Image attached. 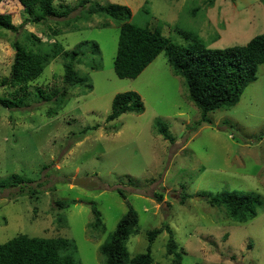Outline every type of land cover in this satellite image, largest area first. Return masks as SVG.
Here are the masks:
<instances>
[{
  "label": "rangeland",
  "instance_id": "obj_1",
  "mask_svg": "<svg viewBox=\"0 0 264 264\" xmlns=\"http://www.w3.org/2000/svg\"><path fill=\"white\" fill-rule=\"evenodd\" d=\"M78 1L54 0L52 6L74 8ZM92 1L127 7L129 22L159 24L163 36L182 46L188 43L176 28L196 33L210 49L245 45L264 34L261 0ZM0 13L10 14L15 25L25 17L14 0H3ZM81 15L76 8L66 19H47L17 33L0 30V80L9 74L12 42H25L30 32L43 42L55 39L66 51L85 41L100 50L75 67L91 89L68 90L57 115L48 116L51 104L36 96L38 90L49 94L62 87L64 55L30 84L27 107L0 106V181L12 174L33 181L22 190L0 189V244L18 234L64 237L74 240L81 264H104L99 247L131 207L138 215V234L126 243L131 257L145 252L149 231L166 225L180 249V264H264V64L239 102L208 114L210 123L204 124L164 52L135 79H118L113 70L118 26L109 18ZM75 16L80 19L68 21ZM106 22L109 26L102 27ZM50 29L59 35L53 37ZM93 61L96 69L88 66ZM125 92L140 96L143 111L107 121L114 96ZM157 123L168 128L174 143L162 138ZM79 178L93 184L75 186ZM225 191L257 196V215L237 223L206 203L205 193ZM56 201L75 203L59 209ZM91 203L100 212L103 232L91 228ZM168 237L163 231L154 240V264L173 263L165 255Z\"/></svg>",
  "mask_w": 264,
  "mask_h": 264
},
{
  "label": "trees",
  "instance_id": "obj_2",
  "mask_svg": "<svg viewBox=\"0 0 264 264\" xmlns=\"http://www.w3.org/2000/svg\"><path fill=\"white\" fill-rule=\"evenodd\" d=\"M22 9L25 16L20 25H15L10 14L0 13V30L17 33L25 26L38 25L47 19H66L74 9H82L81 18L89 20L98 15L112 20L119 28L116 54L113 61V70L118 79H135L146 67L162 52L165 53L168 64L174 75L184 79L187 87V96L190 102L200 111L201 122L209 124L208 114L219 109H230L240 100L244 90L256 80L257 69L264 64V34L250 39L245 45H236L225 49H210L205 46L199 36L191 31L176 28L175 31L184 39L187 46L174 43L162 35L159 24L152 27H140L129 22L131 12L125 6L106 4L97 1L79 0L73 8L67 5L54 9V0H14ZM264 3V0H261ZM3 0H0V4ZM213 0L208 1L212 5ZM80 19L75 16L69 22ZM65 26L68 25L66 22ZM70 25V24H69ZM102 27L109 24L103 23ZM50 35L57 37L58 29H50ZM13 60L8 76L0 80V90L4 96L0 97V106L6 109L27 107L30 84L37 80L45 68L60 55L65 56L63 64L62 87L53 89L49 94L38 90L37 98L51 104L46 112L48 116L57 115L64 108L63 99L68 90L75 87L91 89L83 78L75 71L77 65L91 56H99L98 44L94 41H85L72 50H64L61 43L56 41L43 42L33 33L25 36V42L15 40L11 44ZM94 61L88 66L96 69ZM6 96H9L7 98ZM143 111L140 96L135 92H125L114 96L111 111L107 121H115L123 114H139ZM201 123L196 126H200ZM162 138L174 143L166 126L160 123L155 125ZM96 130L97 127L91 128ZM90 129V130H91ZM33 183L18 174H12L7 181H0V189L16 188L20 190ZM30 194L35 193L31 190ZM204 194V193H203ZM120 196L125 199L121 193ZM206 203L213 208L223 209L225 216L237 223H245L257 215L261 201L251 194L237 192L205 193ZM182 199L181 205L185 202ZM159 201L162 197L159 195ZM59 209L70 207L74 201H56ZM91 213L94 222L91 228L103 232L100 212L95 204L91 203ZM163 231L169 234L165 244V255L172 257V264H180V250L170 234L168 226L151 230L147 233L145 252L131 257L126 243L131 236L138 234V215L129 207L119 219L113 232L99 247L104 264H154L151 248L154 240ZM0 264H81L77 258V247L73 239L64 237H30L18 234L12 239L0 244Z\"/></svg>",
  "mask_w": 264,
  "mask_h": 264
},
{
  "label": "water",
  "instance_id": "obj_3",
  "mask_svg": "<svg viewBox=\"0 0 264 264\" xmlns=\"http://www.w3.org/2000/svg\"><path fill=\"white\" fill-rule=\"evenodd\" d=\"M73 184L75 185V186H80V187H88V185L90 186L91 184H93V183H91V181H90V179H88V178H79V179H76L74 182H73Z\"/></svg>",
  "mask_w": 264,
  "mask_h": 264
}]
</instances>
